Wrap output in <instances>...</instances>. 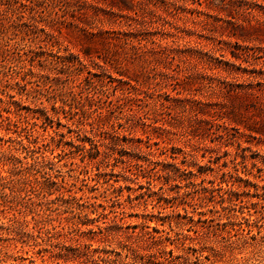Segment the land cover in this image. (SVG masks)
<instances>
[{
  "label": "rangeland",
  "instance_id": "rangeland-1",
  "mask_svg": "<svg viewBox=\"0 0 264 264\" xmlns=\"http://www.w3.org/2000/svg\"><path fill=\"white\" fill-rule=\"evenodd\" d=\"M0 264H264V0H0Z\"/></svg>",
  "mask_w": 264,
  "mask_h": 264
},
{
  "label": "trees",
  "instance_id": "trees-1",
  "mask_svg": "<svg viewBox=\"0 0 264 264\" xmlns=\"http://www.w3.org/2000/svg\"><path fill=\"white\" fill-rule=\"evenodd\" d=\"M105 260V259H104ZM109 261H110V259H109Z\"/></svg>",
  "mask_w": 264,
  "mask_h": 264
}]
</instances>
